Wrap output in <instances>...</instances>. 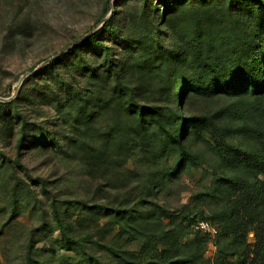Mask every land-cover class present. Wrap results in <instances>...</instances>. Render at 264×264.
<instances>
[{
    "label": "rangeland",
    "instance_id": "rangeland-1",
    "mask_svg": "<svg viewBox=\"0 0 264 264\" xmlns=\"http://www.w3.org/2000/svg\"><path fill=\"white\" fill-rule=\"evenodd\" d=\"M166 4V0H0V97L11 101L25 75L100 30L103 35L98 42L121 58V74L135 83L138 73L124 65L145 60L141 58L144 47L156 35L152 20L165 13ZM208 9L216 11L214 6ZM220 13L221 25L213 20L208 28L207 20L196 23L188 11L174 22L178 33L162 39V47L183 53L187 62L178 72L175 87H183L177 93L178 106L182 117L190 121L185 142L195 156L190 162L181 163L180 148H168L156 161L135 148L118 151L104 166L90 164L86 149L93 124L90 120L79 124L76 118L85 108L82 96L89 89L106 95L105 78L92 77L106 63V54L93 69L88 68L87 58L72 56L44 75L27 77L19 90L27 98L17 104L0 101V264L222 261L221 251L230 250L235 234L224 235L220 213L233 206L239 194L225 185L226 178L248 172L242 168L233 174L224 168L215 150L218 137L207 124L195 125L194 119L213 117L232 125L234 118L251 116L257 122L264 99L257 102L254 96L208 94L185 86L199 70L197 64H190L195 59L187 42L201 39L207 46L217 38V47L226 50L234 43L232 25ZM110 18L111 27L105 29V20ZM219 25L225 27L215 35L213 28ZM239 35V31L234 34ZM87 51L92 55V47ZM95 122L96 130L106 131L112 126V114L103 110ZM24 132L27 140L20 148L23 137L18 135ZM234 137L238 142L242 139L238 134ZM54 200L64 223H71L68 232L76 239L71 246L56 223ZM189 213L201 215L199 222H209L215 234L197 230L199 222L184 219ZM241 217L250 218L243 212ZM247 242L253 253L255 231L247 234ZM228 260L232 264L241 261L238 256Z\"/></svg>",
    "mask_w": 264,
    "mask_h": 264
},
{
    "label": "trees",
    "instance_id": "trees-1",
    "mask_svg": "<svg viewBox=\"0 0 264 264\" xmlns=\"http://www.w3.org/2000/svg\"><path fill=\"white\" fill-rule=\"evenodd\" d=\"M166 2L165 13L156 21L151 19L155 22L156 35L154 42L144 47L145 56L141 58L145 60L137 65H124V68L135 69L138 73L139 79L135 83L129 82L125 74H121V58L112 56L110 48L98 42L97 39L103 35L102 30L93 33L90 38L62 53L30 76L35 78L44 75L72 56L87 58L90 69L98 65L100 56H108L106 63L96 69L92 76L105 78L108 84L106 95L102 97L97 94L94 87L89 89L87 94L82 96L81 102L85 108L76 118L79 124L84 125L89 120L93 124V137L86 149L88 161L92 165L104 166L112 156L119 155L118 151L121 153L135 148H141L142 154L153 161L165 156L168 148L181 149L182 164L194 159L193 152L185 145L189 136L190 121L182 117L177 101V93L183 87H175V79L186 61L183 53L162 47V39L166 35L178 33L174 22L183 18L184 13L188 11L192 13L190 18L196 23L207 20L208 28H211L213 20L219 22L218 12H221L223 20L232 25L233 34L230 36L233 37L234 43L226 50L224 46L217 47V38L212 39L207 46L201 39L187 42L188 52L195 59L190 64H197L199 70L196 72L197 77H192L185 86L208 94L221 93L236 98L254 96L257 102L264 99V0ZM212 6L216 7L217 12L208 9ZM217 6H221V9ZM197 11H201L199 15ZM149 16L152 17V14L149 13ZM112 22L113 18L108 19L104 24L105 29L111 27ZM220 25L213 28L215 35L223 31L220 27H225ZM237 31L240 32L239 37L234 36ZM6 47L5 42L2 48ZM91 47L92 55H87V50ZM23 98H27V95L20 92L7 103L17 104ZM103 110L110 112L113 117L112 126L106 131L94 128L95 120ZM259 114L257 122L250 116L246 119L234 118L235 123L232 125H225L220 119L217 121L213 117L194 119L195 125L207 124L210 131L218 137L215 150L221 156L223 167L233 174H239L242 168H245L248 172L246 176H249H226L225 185L239 194L233 201V206L220 213V219L224 223V235L228 237L230 231L235 235L231 238L230 250L221 251L224 257L217 264H232L228 260L231 256L241 259L235 264H247L249 260L251 264H256L258 258L261 260L258 264H264V108ZM240 122L242 123L239 125ZM234 134L241 136L240 142L235 139ZM18 136L23 137L19 143V147L23 148L27 133H20ZM52 207L67 246H71L76 242L75 237L68 232L71 223H64L57 200L53 201ZM241 212L250 218L244 220ZM184 219L194 224L201 221V215L193 216L189 213ZM251 231L256 233L253 253L247 242V234Z\"/></svg>",
    "mask_w": 264,
    "mask_h": 264
},
{
    "label": "water",
    "instance_id": "water-1",
    "mask_svg": "<svg viewBox=\"0 0 264 264\" xmlns=\"http://www.w3.org/2000/svg\"><path fill=\"white\" fill-rule=\"evenodd\" d=\"M107 20H108V19H107ZM107 20H105V22H106ZM92 34H93V33H90V34L86 35L85 37H83L82 39H80L75 45H72V46L68 47L67 49H65V50H63L62 52H60L59 54H57L55 57H53V58H51L50 60H48L47 62L43 63V64L41 65V67H40L38 70L42 69L45 65L49 64L52 60H54L56 57L60 56L62 53L71 50L74 46H76V45L80 44L81 42L87 40L88 38L91 37ZM38 70H37V71H38ZM33 74H34V73H29V74L25 75V76L21 79V81H20V83H19V85H18V87H17V90H16L14 96H13L11 99H14V98L17 97V95H18V93H19V90H20V87H21V86L23 85V83H24V80H25L27 77H30V76L33 75ZM0 101L5 102V101H10V100L3 99V98L0 97Z\"/></svg>",
    "mask_w": 264,
    "mask_h": 264
},
{
    "label": "built area",
    "instance_id": "built-area-1",
    "mask_svg": "<svg viewBox=\"0 0 264 264\" xmlns=\"http://www.w3.org/2000/svg\"><path fill=\"white\" fill-rule=\"evenodd\" d=\"M196 228H197V230H199L205 234L211 235V236L214 235L216 232L215 229L207 221L199 222L196 225Z\"/></svg>",
    "mask_w": 264,
    "mask_h": 264
}]
</instances>
